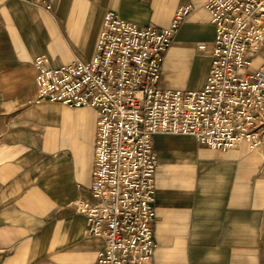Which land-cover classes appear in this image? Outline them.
<instances>
[{
  "label": "crops",
  "instance_id": "0c3cea01",
  "mask_svg": "<svg viewBox=\"0 0 264 264\" xmlns=\"http://www.w3.org/2000/svg\"><path fill=\"white\" fill-rule=\"evenodd\" d=\"M207 0H0V264H98L101 237L76 210L93 182L97 110L35 100V59L96 53L112 11L164 28L193 9L164 56L160 86L200 90L216 36ZM206 44V49L199 48ZM264 63V38L253 68ZM155 264H264V158L243 142L213 149L158 132Z\"/></svg>",
  "mask_w": 264,
  "mask_h": 264
},
{
  "label": "built area",
  "instance_id": "2783aa9c",
  "mask_svg": "<svg viewBox=\"0 0 264 264\" xmlns=\"http://www.w3.org/2000/svg\"><path fill=\"white\" fill-rule=\"evenodd\" d=\"M205 7L216 36L200 90L160 86L165 53L191 4L164 28L108 11L90 60L53 66L45 55L35 59L37 102L97 110L90 196L75 207L87 217V234L105 241L98 264H155L158 132L192 135L213 149L246 142L264 158V63L253 68L264 38V0H207Z\"/></svg>",
  "mask_w": 264,
  "mask_h": 264
}]
</instances>
